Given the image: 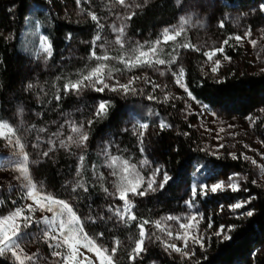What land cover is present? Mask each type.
<instances>
[{
	"label": "trees",
	"instance_id": "obj_1",
	"mask_svg": "<svg viewBox=\"0 0 264 264\" xmlns=\"http://www.w3.org/2000/svg\"><path fill=\"white\" fill-rule=\"evenodd\" d=\"M64 2L77 4V0ZM113 3V0H80L81 9L95 14L97 22L91 17L80 21L60 19L48 0H0V121L13 126L9 119L13 118L16 105L36 112L29 128V141L48 139L66 117L77 123L86 117L92 121L86 126L89 139L82 151L83 161L76 163L71 154L58 150L36 164L33 169L35 182L53 197L70 204L89 239L107 249L116 244L114 264H148L153 260L160 264H187L165 257L157 249L145 252L141 260H131L130 254L140 239V223L147 220L144 225L147 229L161 215L182 211L186 198L179 188L188 175L190 187L194 182L197 185L194 204L204 212L207 223H212L214 230L221 229L230 237L228 240L220 236L212 238L207 251L193 264H264V255L260 253L264 245V190L248 182L244 191L200 194L201 181L208 184L222 174L245 171L241 160L216 157L197 149L194 133L181 123L176 110L170 106L164 110L161 104L114 94L65 93L64 85L69 80L75 81L80 74H87L99 63L89 59L92 42L97 35L109 34L107 23ZM135 3L141 6L127 21L128 35L143 37L145 48H151L158 39V32L176 21L180 8L176 0H135ZM261 3L264 0H223L222 6L226 10H240ZM42 36H47L52 44L53 54L46 70H38V74L34 72L31 75L25 72L22 58L35 57ZM189 39V34L182 32L174 40L162 43V48L157 49L156 59L165 60L168 66L183 68L184 85L196 97L194 101L207 105L208 110H220L239 118L258 114L264 108V73L234 70L218 83V80L202 74L201 55L193 57L187 47H181ZM78 41L87 42V45L79 49L77 57H67L69 45ZM105 51L110 55V59L104 62L107 65L105 76L109 77L110 69L111 76L133 77L145 68L137 66L129 70L119 60L123 53L132 52L131 49L110 48L98 55ZM112 55L115 58H111ZM224 55L235 60L241 52L225 45ZM173 57L175 60L171 62ZM28 84L33 87L29 89ZM97 99L108 102L106 114L97 116L92 113ZM128 115L138 125L146 123L149 127H158L161 121L170 125L158 130L152 148L158 151L159 163L173 181L155 194L132 196L131 213L136 219L124 223L108 218L103 212L106 191L95 174L104 166L105 159L95 148L101 140L109 139L113 148L111 156L120 162L127 161L130 166L135 165L136 172L146 177V169H137L143 159L139 140L123 128ZM78 184L83 187H77ZM73 188H76L75 192ZM236 203L243 206L234 212L231 206ZM248 211L253 212L251 217L246 215ZM0 264L9 263L0 257Z\"/></svg>",
	"mask_w": 264,
	"mask_h": 264
},
{
	"label": "rangeland",
	"instance_id": "obj_2",
	"mask_svg": "<svg viewBox=\"0 0 264 264\" xmlns=\"http://www.w3.org/2000/svg\"><path fill=\"white\" fill-rule=\"evenodd\" d=\"M48 1L52 10L60 19L80 21L87 17H91L89 13L81 9L80 4L71 5L64 2V0ZM113 2H115V4H111V13L107 23L109 34L106 35L105 33H102L99 35L101 39L96 41V44L104 45V47L98 46L95 48L97 55L100 51L110 48L131 49L132 52L129 51L122 54L125 59L133 54V49L139 48L142 51L148 52L156 44V42L151 48L146 49L143 37H130L127 32L128 19L126 17L130 11H134L137 8L134 7L132 9H126L118 3V0H113ZM127 2L131 4L132 0H127ZM222 2L223 0H179V3L177 2V4L181 13L171 26L165 28L179 29L181 17L189 21V23L184 25L182 31L188 33L190 36V39L186 42V44L190 45V47H187V49L190 51L193 57L196 55L202 56L203 59L200 63V70L202 74L208 78L220 80L225 75L234 70H245L250 73L258 74L264 73V12L260 11L261 4L248 6L240 10H226L222 6ZM221 20L224 22V27H220ZM114 25L117 28H120L121 26L124 27V34L121 38L123 40V47H121L120 44L115 43L117 33L113 31ZM165 28H162L158 32L157 40H159L160 43L156 45L157 49L162 48L161 44L168 41L163 39V31ZM249 31L251 32V35L245 36V33ZM236 36L241 37L239 42L235 39ZM229 37L232 38L229 39ZM226 39H228L227 45L241 52L240 57L236 58L235 60H229L224 58V52H217L216 55H214L212 59L209 60L205 53L220 48L221 46L224 48L225 45L223 42ZM251 40L256 41L255 46H253V44L250 42ZM86 45L87 42L82 41L71 43L66 51L67 57H77L79 49ZM39 48L40 40L35 57L22 58L23 67L25 72L28 74L32 75L34 72L38 74V70L44 71L48 68L47 66L50 57L47 58L46 62L43 59L42 54L38 58L37 52L39 51ZM136 54L138 55V52ZM113 57L114 56L112 55L111 58ZM152 59L155 60L156 57L154 56ZM215 60L220 61V67L216 73H213L211 69ZM139 66H145V68L143 71L136 73V75L133 76L140 77L139 80H134L132 84V87L137 89L136 95H132L131 93L125 94L123 91L113 92L110 90V88H106L104 91L100 92L96 91L93 87H85L79 94H114L118 96H130L140 100L161 104L164 110H167V107L170 106L172 109L176 110V117L181 121V123L187 126V128H190L194 133L195 146L197 149L206 152L209 155L216 157H227L230 159H232L230 154H235L237 156V159L235 160H241L245 164V171L222 174L218 178L208 183V186L213 183L223 182L224 190H218L217 192L235 193L238 191H244L245 184L251 182L252 184L264 190V108H262L258 114L245 118L228 115L220 110L205 109L202 105L191 99L187 92H185L184 88H181L176 82L177 77L174 76L173 73L179 74V66L171 67L166 64H155L153 67H150L147 64H140ZM161 72H163V75H161ZM145 76H147L149 81L147 83L144 80ZM133 77H125L120 75L108 77L104 75V82L109 84L111 87L115 85L117 81L119 84H127L128 81ZM154 84L159 85L155 91H153ZM96 87H100V85H96ZM140 89H143L142 93L140 92ZM150 95L155 97V99H148ZM101 102H103L101 99L94 101L93 114L96 113L98 105ZM35 116L36 112L29 111L22 105H16L13 118H10L9 121L13 122V127L18 129L17 135L21 137L22 142L25 144V151L29 156V176L32 182L36 184L38 189H42L43 193H48L43 186L35 182L33 178L34 167L38 162L51 157V155H53L58 150H63L71 154L76 163H80V157L85 147L77 148L73 145L69 148H63L60 146V141L66 140V138L72 134L70 128L72 123H75L77 126L83 124L84 131H86L87 122L89 121L90 117L84 118L80 123L75 122L70 117H66L59 122L58 130L54 134L50 135L48 139L37 138L35 141H29V128L31 126L32 118ZM123 128L125 130L131 131L132 134L138 138L140 143L137 133L141 130L139 129V125L134 122L130 115L127 116L123 124ZM160 128V125L158 127L148 126L147 129L142 130L144 133L143 159L140 166L137 168L139 170L146 169L148 171V175L146 177L143 176L145 181H147L155 169L159 168L160 172L155 177L157 184L163 181V176L166 172L159 163L160 155L158 151L152 148L153 138ZM134 129L136 131H134ZM34 145L36 146L34 147ZM221 145H223V147H221ZM49 149L52 150L49 151ZM95 150L102 158L105 159L104 166L95 174L96 179L100 180L102 186L107 189L106 205L103 212L108 218L119 222L121 220H119V218L108 209L110 206L113 208L115 206H123V201L119 200L116 196L110 195V193L116 192V185L120 182V174L122 171L120 167L121 162L118 161L117 165L111 168L108 166L109 163H111V153L113 152V148L109 139H103L98 142ZM44 152H48V156H44ZM12 157V148L6 146V141L0 139V161H3L5 164H7L9 159ZM244 157H248L249 159H244ZM144 161H147V163H144ZM253 161H255V163H253ZM113 172H115L116 175H113ZM233 174H239V189L237 191H232L227 187L229 177ZM168 175L170 177L168 182H172L173 177L170 174ZM18 176L19 173L15 169L11 167H0V200L3 201V203H0V218L9 215V213L18 206L33 203L32 200L25 198L26 190L21 187L22 182L21 180L17 179ZM144 186L146 187V184ZM179 189L181 193L185 194V202L191 199L190 196L192 193L188 175ZM207 194L212 193L209 191ZM128 198L131 201L133 207L131 194H129ZM13 201H15V203H13ZM231 210L235 212L238 209L231 207ZM24 214L27 215L26 212ZM193 214L197 215L196 219L191 222L192 227L189 229V239H191L192 236H196L197 238L203 237V247H201L199 243L195 245L190 243L189 249H185L186 251L190 250L192 253H194L190 256V258L186 257L181 259L178 253H172L171 255L167 254L163 250V246L160 244V242L155 241V236H152V240L147 239V236L153 233H155V235H163V233H161L155 227L156 221H162L161 227L170 226L173 229V235L175 236L176 231H182L179 229V224L188 223L186 218ZM42 215L51 217L52 213L37 211L35 213L34 219H39ZM168 216H175L181 219L179 221H164V218ZM17 222H19V220H17ZM43 227V225L33 224L30 228L26 229L25 231L29 234V236L22 243V248L24 253L27 255H36V264H57V261L60 258L52 256V251L55 250L63 252L66 249L50 248L49 243L54 244L55 241H45L43 238H37L41 237V229ZM145 232V252H151L157 249L160 250L165 257L179 259L187 264L195 263L200 258V256L207 251L211 239L218 237L216 235L217 232H220L219 236L221 238L223 235H225L224 231H221V229L214 230L212 228V223H207L204 217V212L198 207V205L195 204L194 208H189L186 203H184L181 212L176 214H163L158 217L152 224L148 226L147 229H145ZM172 242H175L177 247L183 248L182 240H175ZM85 243L86 242L83 240L80 241L81 247L79 251L82 253V255H78L77 260L80 262V264H89V261H91V264H100V259L97 257L96 252L94 250L90 251L87 247H84L83 245ZM93 243L97 247L105 248L94 241ZM114 247H116V244L108 249V252L106 253V255H110L112 257V264H114L112 253V249ZM145 252L141 253L137 260H141ZM260 253L264 255V245L261 248ZM0 257L7 263L13 264L10 254ZM148 264H160V262L158 260H153Z\"/></svg>",
	"mask_w": 264,
	"mask_h": 264
},
{
	"label": "snow or ice",
	"instance_id": "obj_3",
	"mask_svg": "<svg viewBox=\"0 0 264 264\" xmlns=\"http://www.w3.org/2000/svg\"><path fill=\"white\" fill-rule=\"evenodd\" d=\"M179 3V0H177ZM80 3V0H77V4ZM118 3L126 9L132 8H139L141 5L136 4L135 0H132V3L129 4L127 0H118ZM260 11L264 12V3L260 5ZM91 15V19L93 21L98 22V17L95 14L89 13ZM135 15V12L130 11L127 15V19H131V16ZM189 23L188 20H185L181 17V24L179 29L177 28H165L163 31V39L164 40H174L177 36L181 35L183 31V27L185 24ZM102 27V25H99ZM220 27H224V22L220 21ZM113 31L117 33L115 43L120 44L123 47V40L121 39L124 34V27L121 26L117 28L115 25L113 26ZM251 32H246L245 36H250ZM232 37H229L231 39ZM101 37L97 35L93 43V51L91 52L89 59H95L99 61L96 67L92 68L87 74H80L79 78L75 81L69 80L64 85L65 93H75L79 95V93L85 87H93L96 91H104L106 88H110L111 91H123L125 94L131 93L132 95L137 94V89L132 87L134 80H139L140 77H133L128 81L127 84H119L117 83L113 86H109V84L104 82V70L107 65L104 63L108 61L110 57L107 55V52L103 55H97L95 48L96 47H104V45H97L96 41H99ZM235 39L239 42L241 40L240 36H236ZM253 46H255L256 41H250ZM160 43L159 40L156 41V44L148 51H142L139 48L133 49V54L125 59V57H120L122 63L125 64V67L131 70L134 67L139 66L140 64H147L150 67H153L155 64L164 65L166 62L163 59H155L153 60L152 57L156 56L157 48L156 45ZM224 45L228 44V39L224 40ZM181 47H190L188 44L181 45ZM138 52V55L136 54ZM217 52L223 53L224 48L221 46L220 48L214 49L210 52H206L205 55L212 59ZM43 55V59L45 62L47 61L48 57H51L53 54L52 44L48 41L47 36L40 37V48L37 52L38 58ZM225 59H229V57L225 56ZM175 57L172 58L171 62H174ZM220 67V61L215 60L213 62V67L211 71L216 73L218 68ZM184 74V69L180 68L179 74L173 73L174 76L177 77L176 82L180 85L181 88H184L185 92H187L188 96L195 100L196 97L188 91L187 87L182 82V77ZM109 77L111 76V70L109 69L108 72ZM163 75V72H161ZM145 82H149L147 76L144 77ZM218 83L222 81H217ZM96 85H100V87H96ZM29 89L33 87L32 84H28L27 86ZM159 87V85H153V91ZM140 92H143V89H140ZM57 100L60 99V96L57 95ZM148 99H155L153 96H149ZM199 103V101H197ZM108 102H101L98 105L96 115L101 116L106 114ZM190 107V106H189ZM203 108L207 109V105H203ZM251 119V118H249ZM89 125L92 124V121L89 120L87 122ZM161 130L170 127V125L161 121L160 123ZM71 128V135H69L66 140L60 141V146L63 148H69L70 146H76L77 148L86 147V142L89 139L88 133L84 131V125L80 124L77 126L75 123L70 125ZM148 124L140 123L139 124V131L137 134L140 139V150L143 152V129H147ZM40 131H43L41 129ZM134 131H136L134 129ZM18 129L14 128L12 124L7 121H0V139L6 141V146L11 147L13 150V157L9 159L8 163L5 164L3 161H0V167H11L15 169L19 176L17 179L21 180V187L26 190L25 198L30 199L33 201L31 204H24L21 206L16 207L13 211L9 213V215L0 218V256L4 255H11L13 264H36V255H27L24 253L22 248V243L28 238L29 234L25 231L26 229L30 228L33 224L35 225H43L44 227L41 229V237L45 241H55V243H49L50 248L54 249H66L65 251H52V256L59 257L60 259L57 261V264H80L77 260L78 255H82L79 249L81 247L80 241L83 240L86 243L83 245L87 247L90 251H95L97 257L100 259V264H112V257L110 255H106L108 249L97 247L92 240H90L87 235L84 233L83 225L81 223L80 218L77 216L76 212L70 206V204L62 199H57L53 197L50 193H43L42 189H38L36 184H34L29 176L28 164H29V156L28 153L25 151V144L22 142L20 136L17 135ZM36 145H34L35 147ZM223 147V145H221ZM52 149H49L51 151ZM203 150V149H202ZM44 156H48V152L43 153ZM232 159H237L235 154H230ZM84 157L81 156L80 160L83 161ZM244 159H249L248 157H244ZM118 158L112 157L111 163H109V167H114L117 165ZM147 163V161H144ZM255 163V161H253ZM120 167L122 169L120 174V182L116 185V192L110 193L112 196H116L119 200L123 201V206H112L109 207V211L113 212V214L119 218V220L123 221L124 223H128L130 220H135L136 217L131 213L132 203L129 200V194L131 196H140L144 197L150 193H155L165 187L168 183L170 177L165 172L163 176V181L159 184L156 183L155 177L159 174L160 169L157 168L152 172V175L147 179L144 180L143 177L136 172L135 165H129L127 161H123L120 163ZM79 175V172H77ZM113 175H116L113 172ZM239 174H233L229 177V182L227 187L230 188L232 191H237L239 189ZM255 183V181H254ZM146 184V187L144 186ZM77 187H83V185L78 184ZM201 187V195H205L207 192H211L215 194L218 190L223 189V182L213 183L210 186L207 185L206 182H200ZM87 189H85L86 191ZM73 192L76 191V188L72 189ZM107 191V189H105ZM192 197L190 200L186 201V205L189 208H194V200L197 195V185L194 182L191 188ZM0 203H3L0 200ZM15 203V201H13ZM243 205L241 203H236L231 207L234 209H239ZM37 211L40 212H48L52 213V216L49 217L47 215H42L39 219H34L35 213ZM27 213L25 215L24 213ZM197 214H193L186 219L188 223H180L179 229L182 231H176L175 236L173 235V229L170 226L161 227L162 221L158 220L155 222V227L163 233V235H155V233L148 235L147 239L152 240V236H155V241H159L160 244L163 246V250L171 255L172 253H178L181 259L186 257L190 258L192 253L190 250L186 251L185 249H189V244L192 245L200 244L203 247V237L197 238L196 236H192L189 239V229L192 227L191 222L196 219ZM247 216L251 217L253 215L252 211H248L246 213ZM127 217V219H126ZM181 218L175 216H168L164 218V221L172 220V221H179ZM19 220V222H17ZM148 221L145 220L139 224V236L140 239L135 242V247L133 248L130 259L135 260L137 259L141 253L146 251L144 247V241L146 238V232L144 229V225L147 224ZM231 229H229L230 231ZM102 235V233H101ZM217 236L220 235V232L216 233ZM166 237V238H165ZM224 240L230 239V237L225 234L223 235ZM175 240H182L183 241V248L177 247ZM117 243H119L117 241ZM116 252V248L112 249V253ZM91 264V261H89Z\"/></svg>",
	"mask_w": 264,
	"mask_h": 264
}]
</instances>
